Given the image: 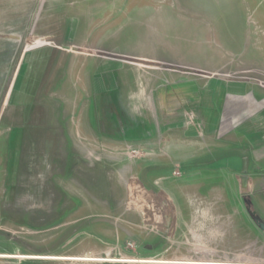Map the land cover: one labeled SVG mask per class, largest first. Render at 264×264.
Segmentation results:
<instances>
[{"label": "rangeland", "instance_id": "1", "mask_svg": "<svg viewBox=\"0 0 264 264\" xmlns=\"http://www.w3.org/2000/svg\"><path fill=\"white\" fill-rule=\"evenodd\" d=\"M108 75L144 98L114 106ZM185 82L234 89L192 150L135 122ZM231 154L237 169L207 165ZM173 193L222 219L174 237ZM258 219L264 0H0V264H264Z\"/></svg>", "mask_w": 264, "mask_h": 264}, {"label": "crops", "instance_id": "2", "mask_svg": "<svg viewBox=\"0 0 264 264\" xmlns=\"http://www.w3.org/2000/svg\"><path fill=\"white\" fill-rule=\"evenodd\" d=\"M106 76L107 75L105 74V78ZM110 80V76L105 80L104 92H107L105 97H110L114 102V106H117V103L119 102H125L126 106H130L132 105L131 102L133 98H137L138 100L139 98H144V94H142L143 91L141 89L138 91V86L133 83H125L124 81L126 80H124V78V81L121 79L119 83H116L115 78L114 81L111 80L110 82ZM108 82H110V85ZM134 88L136 97L133 95ZM226 88H218V90H214L209 94L206 90H202V86L197 84H188L186 82L171 86H160L157 91H152L151 96L154 98L153 101L156 102L158 106L159 116L151 119L150 121L143 118L140 120L139 117H137L135 122L139 125L156 122L159 123L161 135L164 137V139L161 140L171 141L169 145L173 148L185 147L191 150L194 148H202V146L206 143L205 140L207 137L209 135H215L224 95L226 92L234 91V89ZM121 122L127 123L126 120ZM167 128H169V131L166 133L165 130H167ZM224 156L225 155L218 156L209 163L207 162V165H211L212 167L220 164L221 166L229 167L230 169H237L239 164L238 162L240 161L239 158L234 156V154ZM195 186L198 187L197 185H194V187ZM167 198L172 200V202H167L165 204L169 210L166 212L164 218H167L170 221L174 237H178V233L182 230L186 229L187 231L192 232L196 229L195 226L197 225L201 228H203V226L207 228L215 225V221L222 219V216H219V213L216 211H191L192 208L189 204H197L195 199L196 196L189 197L179 195V193H173ZM213 199L216 198L211 199V202L214 203ZM170 205H172V207ZM198 221H204L205 223L200 222V224H198ZM211 236V233L205 231L203 236L205 243L211 241ZM201 239L202 237L198 240L201 241ZM189 250L208 251L206 245L201 248H189ZM136 262L143 261L138 260ZM160 262L161 261L159 260L156 263Z\"/></svg>", "mask_w": 264, "mask_h": 264}, {"label": "water", "instance_id": "3", "mask_svg": "<svg viewBox=\"0 0 264 264\" xmlns=\"http://www.w3.org/2000/svg\"><path fill=\"white\" fill-rule=\"evenodd\" d=\"M240 185H241V188L243 189V193H246L249 191V180H250V177L248 176H240ZM257 224L258 226L260 227V229L264 232V221L262 220H257Z\"/></svg>", "mask_w": 264, "mask_h": 264}]
</instances>
